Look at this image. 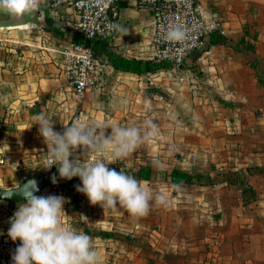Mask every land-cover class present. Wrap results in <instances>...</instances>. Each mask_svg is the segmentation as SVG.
Segmentation results:
<instances>
[{"label":"crops","instance_id":"obj_1","mask_svg":"<svg viewBox=\"0 0 264 264\" xmlns=\"http://www.w3.org/2000/svg\"><path fill=\"white\" fill-rule=\"evenodd\" d=\"M198 3L205 16H219L224 35L205 36L180 67L132 74L103 61L81 99L63 57L77 36L72 9L41 0L23 20L0 22V190L32 178L43 192L55 175L69 187L57 194L66 200L64 223L93 238L101 264H264V0ZM119 14L111 51L150 60V12L123 5ZM41 114L58 132L79 122L144 129L152 120L156 135L108 167L143 181L162 202L154 198L139 219L90 204L76 190L79 177L45 169L47 147L33 125ZM172 170L192 183H171ZM18 204L0 200V225Z\"/></svg>","mask_w":264,"mask_h":264},{"label":"clouds","instance_id":"obj_2","mask_svg":"<svg viewBox=\"0 0 264 264\" xmlns=\"http://www.w3.org/2000/svg\"><path fill=\"white\" fill-rule=\"evenodd\" d=\"M40 4L41 0H0V14L8 16L10 21H21L35 13ZM33 125H38V134L47 147L45 169L55 166L59 178L64 180L79 177L81 184L75 186L76 190L90 204L99 205L104 211L123 208L139 219L149 214L154 198L157 203L162 202L163 197H154L143 181L108 167L129 157L147 137L156 135L157 125L152 120L145 121L144 129L135 125L79 122L58 132L54 130L55 123L41 114ZM108 129L111 132L106 135ZM109 149L111 156L106 162ZM93 153L99 158L88 160ZM70 157L74 158L70 160ZM51 179L54 184L57 182L55 175ZM23 195L26 202L18 204L9 218L7 235L11 241L20 242L12 254V264H101L93 238L64 223L69 216L64 210L63 196H38L32 191Z\"/></svg>","mask_w":264,"mask_h":264},{"label":"built area","instance_id":"obj_3","mask_svg":"<svg viewBox=\"0 0 264 264\" xmlns=\"http://www.w3.org/2000/svg\"><path fill=\"white\" fill-rule=\"evenodd\" d=\"M53 8L68 7L75 14L74 29L82 40L110 41L119 30L121 6L147 9L152 17L149 34L150 60L180 67L184 60L197 52L205 36L224 35L217 14L205 16L198 0H48ZM177 33V35H171ZM67 84L74 98L81 99L86 90L95 87L103 66L91 48L73 43L63 52ZM182 81V78L178 79ZM0 163L2 160L0 158ZM48 164V160H47ZM38 196L66 193L54 184ZM17 202V203H24ZM10 224L0 225V264H12V254L20 243L7 235Z\"/></svg>","mask_w":264,"mask_h":264},{"label":"trees","instance_id":"obj_4","mask_svg":"<svg viewBox=\"0 0 264 264\" xmlns=\"http://www.w3.org/2000/svg\"><path fill=\"white\" fill-rule=\"evenodd\" d=\"M217 41L212 39L211 42L215 43ZM72 42L75 43H82L84 45H87L91 48L93 55L100 53L104 56V61L108 63L111 67L117 70H121L124 72L132 73V74H141L145 72H155L157 70H160L162 68H166L169 65L165 64L163 62H157L154 60H143V59H135V58H125L119 54H116L112 52L111 50H108L106 41L102 40H93V41H87L82 40L78 36H74L72 39ZM94 55V56H95ZM170 182L173 184H191L193 181V177L187 173H184L179 170H172L169 174ZM66 187V193H68L67 186Z\"/></svg>","mask_w":264,"mask_h":264},{"label":"water","instance_id":"obj_5","mask_svg":"<svg viewBox=\"0 0 264 264\" xmlns=\"http://www.w3.org/2000/svg\"><path fill=\"white\" fill-rule=\"evenodd\" d=\"M8 18L9 17L5 14H0V22H6ZM18 186L9 190H0V200L7 203L23 202L26 201L23 193L32 191L37 195L41 190L36 180L32 178L23 180ZM36 189H38V191Z\"/></svg>","mask_w":264,"mask_h":264},{"label":"rangeland","instance_id":"obj_6","mask_svg":"<svg viewBox=\"0 0 264 264\" xmlns=\"http://www.w3.org/2000/svg\"><path fill=\"white\" fill-rule=\"evenodd\" d=\"M119 31V30H118ZM118 33V32H117ZM117 35V34H116ZM106 44H107V48H108V50H111V45L109 44V40L108 41H106ZM95 55V54H94ZM95 58H96V60L98 61V62H100V63H103V61H104V56H103V54H100V53H97L96 55H95Z\"/></svg>","mask_w":264,"mask_h":264}]
</instances>
